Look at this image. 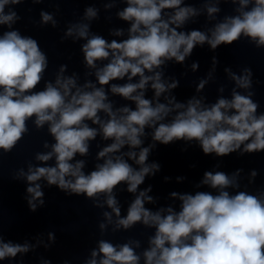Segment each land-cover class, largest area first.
Returning a JSON list of instances; mask_svg holds the SVG:
<instances>
[{
  "label": "clouds",
  "instance_id": "clouds-1",
  "mask_svg": "<svg viewBox=\"0 0 264 264\" xmlns=\"http://www.w3.org/2000/svg\"><path fill=\"white\" fill-rule=\"evenodd\" d=\"M20 2L0 0V25L11 28L19 19L14 11L6 14L4 9L6 5ZM232 2L239 3L236 9L239 14L225 17L209 30L210 35L198 30L177 31L189 18L199 14L191 6H181L183 0H126L127 6L117 16L130 23L129 35L119 42L90 35L89 23L71 24L65 36L86 40L81 49L84 62L88 68L96 69V83L86 82L82 87L77 86L75 74L63 75L67 66L61 65L55 83L47 82L43 90L35 91L48 66L47 56L35 39L21 36L16 30L0 36V149L4 153L11 152L29 131L26 122L33 117L38 130L48 125V132L55 141L51 151L35 156L45 165L54 157V166L29 165L26 173L20 169L17 174L29 184L26 191L30 196L27 200L30 211L37 210L36 201L40 206L44 205V192L37 183L43 179L69 196L84 195L92 200L105 196V203L112 211L103 213L107 223L99 224L101 231L113 223V214L116 217L114 231L129 230L137 223L154 227L155 235L149 239V248L142 254L144 264H264V194L256 196L240 191L230 195L226 190L238 187L237 177L241 170L232 176L222 171L205 172L201 183L218 189V194L179 195L178 212L171 207L156 212L147 209L145 203L153 202L148 195L149 187L139 192L128 207L127 215L121 217L113 191L126 183L127 191L136 193L147 176L160 170L158 163H147L153 145L140 147L146 127L154 129L152 139L155 142L168 145L177 140H195L205 155L214 153L223 157L238 150L241 155L264 152V114L257 115L259 104L251 98L253 92L242 95L233 89L230 100L221 97L211 106L203 105L195 97L186 105L174 103L175 97H165L167 103L159 101L162 94L179 85L178 80L168 82L162 78V66L173 60L183 64L197 45L207 43L211 50H216L221 45H233L243 36L257 47H264V0ZM112 6L105 5L106 8ZM166 9L173 10L167 19L163 15ZM206 11L214 18L220 9L208 5ZM97 15L95 8L88 7L83 19L92 21ZM41 18L44 24L56 25L53 16L46 12H41ZM112 34L121 36L123 30H115ZM97 61L108 62L97 68ZM217 63L218 59L213 57L212 71ZM191 67L195 71L198 64L193 63ZM225 72L237 88L252 87L250 68H244L242 75L230 68H225ZM137 77L138 82H132ZM125 78L128 82L122 85L111 83ZM211 78L210 71L208 78L198 83L197 92ZM149 84L154 91L155 103L145 98ZM105 86L113 95L133 101L135 109L124 106L113 110ZM101 112L106 114V120L99 115ZM172 112L175 116L164 123ZM87 121L99 125V129L89 126ZM98 134L111 143L98 153L97 158L104 162L85 174V162L72 161L77 154H88V142ZM125 146L130 151L116 155ZM44 147L48 148V143ZM137 148L138 154L131 150ZM124 155L139 167L134 168ZM256 175L253 170L251 176ZM171 195L177 197L178 194L173 192ZM165 212L167 214H163ZM48 236L50 241H55L54 233L50 232ZM133 244L139 247L138 241L114 245L100 240L85 264H140L141 256ZM29 250L28 243H5L0 238V261Z\"/></svg>",
  "mask_w": 264,
  "mask_h": 264
}]
</instances>
